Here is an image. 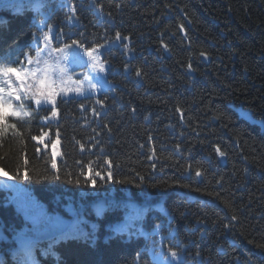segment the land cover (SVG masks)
Returning a JSON list of instances; mask_svg holds the SVG:
<instances>
[{
    "label": "trees",
    "instance_id": "obj_1",
    "mask_svg": "<svg viewBox=\"0 0 264 264\" xmlns=\"http://www.w3.org/2000/svg\"><path fill=\"white\" fill-rule=\"evenodd\" d=\"M0 21V57L66 54L85 89L94 71L74 55L104 45L105 64L98 90L57 96L56 118L28 101L30 121L9 118L0 264H22V235L36 264H162L152 248L264 264V0H0ZM44 33L84 48L49 58Z\"/></svg>",
    "mask_w": 264,
    "mask_h": 264
},
{
    "label": "snow or ice",
    "instance_id": "obj_2",
    "mask_svg": "<svg viewBox=\"0 0 264 264\" xmlns=\"http://www.w3.org/2000/svg\"><path fill=\"white\" fill-rule=\"evenodd\" d=\"M39 7H43L40 5ZM2 22V21H0ZM43 23V21L41 22ZM51 31V28H49ZM59 39L57 35L55 37ZM115 39H126L122 37L119 32L116 33ZM51 38L48 33L43 34V41L45 45L51 48ZM78 46L84 48V44L78 40H73L71 44H65L63 48H51L49 52V58L53 52L67 53V51ZM104 45H95L85 49L87 56L89 57L88 64L91 69L97 74L105 71V64L99 58V49L103 48ZM166 47V46H165ZM43 49L36 48L35 56L25 55V61L13 60L9 54H5L0 57V137L6 136L9 132L13 136H19L21 133L17 129L15 123H9V118H15L18 122H28L32 119V111H30L25 103L34 102L37 109L44 108L48 105L51 106L50 117L56 118L58 116L57 110V96L63 97L69 92L76 94H84L85 91L95 92L101 86L99 82L93 83V76H85L87 81V89L84 88V81H73L72 75L69 72L67 55H61L54 62H50V59L43 58ZM201 55H204L201 53ZM17 66H13V65ZM191 68V65H189ZM137 75H140L137 72ZM68 84H75L76 87H69ZM14 101L16 103H14ZM97 103H101L97 101ZM48 120L49 116L43 117ZM46 135V134H45ZM59 133H57V136ZM33 140H39L43 142V135L40 137L33 136ZM55 144L53 142V159L56 157L57 152L55 151ZM83 147V146H81ZM223 155V153H221ZM107 164L111 165V161H107ZM53 168H56V164H52ZM0 175L7 176L8 174L0 168ZM197 175H200L197 172ZM95 177H100L101 173L96 171ZM15 177H9L13 179ZM23 178L25 180L31 179V177L25 172ZM54 179H60L59 175L53 177ZM91 179L92 185L96 184L95 178L91 175L88 177ZM112 178V172L109 170L108 179ZM47 179V177H45ZM71 182V181H70ZM75 183L79 184L80 181L77 179ZM235 219V217H233ZM157 228L160 226L157 225ZM23 260L22 264H36L34 259L32 248H23ZM168 253L172 260L180 259V252L178 250L168 249ZM164 261H168V255L163 256Z\"/></svg>",
    "mask_w": 264,
    "mask_h": 264
},
{
    "label": "rangeland",
    "instance_id": "obj_3",
    "mask_svg": "<svg viewBox=\"0 0 264 264\" xmlns=\"http://www.w3.org/2000/svg\"><path fill=\"white\" fill-rule=\"evenodd\" d=\"M74 58L75 59H78V61L76 62V65H78L79 67L82 66V65H84V64H86V63L88 64V61H89V60L84 61L83 59H81L80 54L74 55ZM96 74H97L96 72H94V73L91 74V76H93L95 78V79H93V83L99 82V78H98L99 75H96ZM76 81H82V79H78ZM128 230H130V228ZM152 254H153V257H154L155 260H157V261H159V262H161L163 264H178V263H176L175 260H172V259L171 260H168V261H164V259H163V256L164 255L163 256L162 255H159L156 250H154V252H152Z\"/></svg>",
    "mask_w": 264,
    "mask_h": 264
}]
</instances>
